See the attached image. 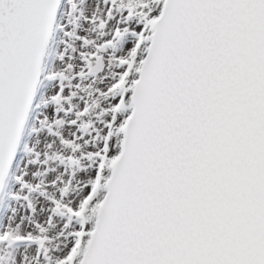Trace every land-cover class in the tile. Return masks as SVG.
<instances>
[{"label":"snow or ice","instance_id":"1","mask_svg":"<svg viewBox=\"0 0 264 264\" xmlns=\"http://www.w3.org/2000/svg\"><path fill=\"white\" fill-rule=\"evenodd\" d=\"M0 264H264V0H0Z\"/></svg>","mask_w":264,"mask_h":264}]
</instances>
